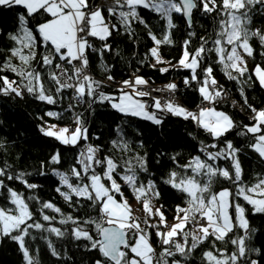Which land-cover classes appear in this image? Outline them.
I'll use <instances>...</instances> for the list:
<instances>
[{
	"label": "snow or ice",
	"instance_id": "6c2138e0",
	"mask_svg": "<svg viewBox=\"0 0 264 264\" xmlns=\"http://www.w3.org/2000/svg\"><path fill=\"white\" fill-rule=\"evenodd\" d=\"M0 7H19L24 10L17 13L18 30L8 34L14 46L8 49L10 55L0 67V71L13 72L20 80L0 76V94L23 97L27 92L39 101L54 105L64 99L61 93L72 90L70 99L73 103L68 105L66 111L73 112L81 102L87 103L89 109L93 104L107 102L124 115L140 117L157 125L162 123L157 111L168 112L185 119L191 118L216 141L240 127L237 134L251 136L248 147L264 161V108L252 106L241 87L240 95L244 106L253 115L251 123L238 125L227 112L215 107L227 98L228 93L213 76V67L209 64L201 68L205 59L215 53L216 63L221 66L227 79L247 83L240 78L248 71L245 57L254 58L256 49L253 47V40L262 49L259 55L264 57V28L253 26L255 15L264 16V0H219V3L218 0H113L111 4H103L100 0H0ZM140 9L158 15L165 22L160 38L151 30ZM194 11L205 15L216 13L214 38L202 36L199 47L190 50L192 37L196 33L189 31L188 38L181 45V58L176 64L165 61L160 47L175 42L172 32L177 25L173 15L184 17L188 28L192 29ZM39 16L48 18L32 25V19ZM112 18H115L116 23L112 22ZM136 22L144 26L153 41V46L146 54V58L150 55L155 60L150 66L156 68L158 64H171V69L160 68L161 73L177 68L190 70L191 76L185 77L184 84L190 87L192 82H196L202 102H208L213 107H200L198 112H192L173 99H167L162 104L161 98L152 93H174L178 86L169 83L162 89L149 90V81L143 76L133 75L123 81L118 97L102 91L103 82L95 79L89 71V56L91 53L97 54L107 71L109 65L104 63L103 57L107 52L113 51L112 44L108 43L109 38L114 33H120L121 28L127 35L134 37L136 33L133 24ZM94 40L102 43L97 46ZM40 47L44 51L39 53L38 63L44 71H37L33 67ZM13 58L19 64H14ZM198 68L203 74L202 79L197 74ZM254 75L264 88V68L257 64ZM251 78L249 76L247 80L250 81ZM107 79L114 78L109 75ZM146 98L151 99L152 103L149 104ZM46 115L57 119L61 117V113L53 111ZM74 123L75 127L71 129L58 128L52 124L41 128V131L63 145L77 147L81 141L87 142L89 135L82 114H74ZM117 131L123 136L121 129ZM223 143L222 149L217 143L204 145L200 152L205 158L197 155L187 164L178 165L180 171L173 169L168 173L164 183L186 197V206H176L172 224L167 222L162 211L164 206L153 204V200L160 198L155 181L149 179L145 183L140 179V173L148 172L145 157L136 155L135 163L132 159H125L120 163L112 156L101 158L99 146L85 143L67 171L53 168L52 172L60 181L56 192L66 202L71 204L84 200L97 208L99 215L98 218L89 216L84 220L64 216L59 223H72L73 238L87 241L86 248L89 251L99 252L101 258L95 264H188L193 253L205 242L209 248L202 252L201 264H261L264 254L260 248L251 244L257 229L250 227L248 208L245 205L251 206L252 214L264 215V175H258L254 184H245L238 155L241 149L235 147L230 140L224 139ZM112 144L131 151L127 140H113ZM172 159L175 161L176 157L173 156ZM220 160L231 161V164L229 167H222L216 163ZM61 162V153L57 151L51 156L50 163L59 165ZM43 167L42 164L41 168ZM41 174L45 173L41 171ZM26 175L23 172L12 175L4 167H0V177H6L10 181L18 180L27 189L39 187L28 183L24 178ZM219 180L226 181L233 187L214 191L213 184ZM124 186L129 188L138 203L142 202L145 213L143 219L135 214L123 191ZM0 191H6L8 202L15 206H0V238L9 237L17 242L26 264H38L27 244V240L36 239L30 230L64 237L67 229L51 226L56 217L45 212L52 210L61 213V209L50 201L40 202L35 196L25 198L23 193L8 187L4 179H0ZM117 196L120 197L119 200ZM73 197L77 200L73 201ZM32 200L37 201L41 219L50 226L46 227L35 219V212L29 204ZM150 230L155 231L162 246L159 252L151 243ZM41 239L47 241L53 256H60L50 238L41 236ZM228 244L233 246L231 252L226 247ZM177 256L180 258L176 259ZM254 256L260 259H255Z\"/></svg>",
	"mask_w": 264,
	"mask_h": 264
},
{
	"label": "trees",
	"instance_id": "16d2710c",
	"mask_svg": "<svg viewBox=\"0 0 264 264\" xmlns=\"http://www.w3.org/2000/svg\"><path fill=\"white\" fill-rule=\"evenodd\" d=\"M103 4L108 3L107 0H100ZM219 3V0H218ZM24 11L19 7L5 8L0 7V67L7 59L10 53L8 49L14 46V42L8 37L9 33H15L18 30L17 13ZM141 15L148 21L151 30L160 38L165 22L159 18L158 15L149 11L140 9ZM107 17V12L104 13ZM216 13L205 15L202 12L194 11L193 13V27L189 29L185 18L174 14L173 19L177 27L172 32V39L175 41L172 45H162L160 47L161 56L165 61H171L176 64L182 55V42L188 38L189 31H195L196 35L192 37V44L190 50L199 47L200 37L214 38V29L216 23L214 17ZM47 16H39L32 19V25L37 22H42L47 19ZM112 22L116 23L115 18ZM253 26H261L264 28V16L255 15L253 19ZM136 35L130 37L121 28L120 33H114L109 38L108 43L112 44L113 51L107 52L104 57V63L109 65V69L105 71L101 64L100 57L91 53L89 56L90 70L95 79L103 82L102 91L105 93L119 96V89L122 82L128 80L133 75L143 76L146 80L152 83H175L178 88L175 91L177 97L181 100V105L194 110L199 104H202V97L197 91L199 85L192 82L191 86L184 84L185 77L191 76V71L187 69H174L167 73L159 71L162 67H169L171 64H158L156 68L150 66L154 63V59L149 55L146 58L148 50L153 46V41L148 35V31L142 24L138 22L133 24ZM94 44L99 46L102 42L94 40ZM253 47L256 49L253 57H248L249 68L241 81L227 79L223 73L221 66L216 63L217 57L213 53L208 56L201 65L205 67L209 64L213 67V76L222 85L229 94L228 101L217 103L215 107L219 110L227 112L238 125L251 123L253 113L244 106V100L240 95V88H244V93L248 98V102L257 109L264 108V88H262L254 75V68L259 64L264 68V57L259 55L262 49L259 48L258 43L253 40ZM44 49H38L37 61H33V67L37 71H44L38 63L39 53ZM143 61V63H141ZM14 64H19L16 58L12 61ZM197 74L203 78L200 68L197 69ZM235 75V73H233ZM111 75L114 79L108 80L107 77ZM0 76H7L10 80L19 81L20 78L13 72L8 70L0 71ZM251 76V80L247 78ZM47 85V80H45ZM2 84V81H0ZM50 87V85H47ZM63 100L57 104L50 105L47 102L39 101L35 96L24 93L23 97H18L15 94L3 95L0 94V167H4L6 171L12 175H17L21 172L26 173L24 177L28 183H33L39 187L35 189H27L26 186L18 180L4 179L8 187L24 194L25 198L35 196L39 198L40 202H52L61 209V213H55L52 210H45L46 214L55 216L56 219L51 226L59 227L62 230L67 229V234L58 238L49 233H42L31 229L32 235L36 236L35 240H27L30 251L35 256L38 264H95L97 259H100V254L97 250L89 251L86 248L88 244L85 240H75L72 236V223L60 224L59 220L64 216H72L84 220L89 216L98 218V209L93 208L89 202L80 200L79 203H68L64 198L56 192L60 181L52 172L53 168L61 171H67L74 163L77 153L85 143H90L100 147V157L112 156L120 163L125 159H132L135 163L134 157L136 155L146 158L148 172L140 173V179L145 183L147 180L155 181L159 191V200H153L156 206L163 205L167 222L172 224L177 205L186 206L183 193L178 192L171 186L164 183L168 178L170 170L180 171L178 165H185L192 160L193 157L204 154L200 152V148L210 143H217L219 148H224L223 140H230L235 147L240 148L241 152L238 154L241 167L243 169V182L251 185L256 182L258 175H264V161L248 147L251 141V136H240L237 133L241 130L240 127L234 129L226 134V137L220 141L214 138L200 127L197 122L191 118L185 119L183 116H176L168 112L157 115L162 118V123L157 125L152 121L142 119L136 116L124 115L113 109L107 102L96 103L92 108H88V104L81 102L76 105L73 112L66 111L68 105L73 103L70 99L71 90H66L61 93ZM235 101V104L233 102ZM53 111L61 113V117H49L47 112ZM153 111H155L153 109ZM74 114H82V118L88 127L89 139L87 142L81 141L77 147L63 145L54 137L44 135L41 128L50 123H57L68 127H74ZM121 129L123 136L117 131ZM127 140L130 142L131 151H127L119 146L112 144L113 140ZM216 151L217 149H209ZM59 151L61 153L62 162L59 165H52L50 163L51 156ZM176 160L173 161L172 157ZM222 167H229L231 161L220 160L217 161ZM44 165L43 169L41 165ZM77 167H79L77 165ZM43 171L45 174H41ZM101 171V169H97ZM121 174H122V170ZM118 181L120 178L117 177ZM223 187L232 188L230 183L219 180L213 184V190L219 191ZM125 196L129 200H135L132 193L127 186L123 187ZM119 199L120 197L117 196ZM77 198L73 197V201ZM243 203V201H241ZM30 207L35 212V219L40 220L46 227L50 226L48 222L43 221L38 211L39 204L36 200L29 201ZM141 219L144 218L142 202H140ZM0 206L14 208L7 200V192L0 191ZM248 208V219L250 227L257 229L254 233V238L251 241L252 246L260 248L264 254V215L252 214L251 206L245 205ZM31 223V221H29ZM91 228V226H86ZM191 227V225H189ZM152 231L151 242L159 252L162 248L154 230ZM93 234H95L93 232ZM41 236L50 238L60 253V256H53L48 247L47 241L41 239ZM220 246V245H218ZM229 252L233 250V246L226 245ZM207 242L201 245L193 253V258L188 264H201L202 252L208 250ZM180 257L177 256L176 259ZM255 259L260 257L254 256ZM0 264H26L23 254L17 244L9 237L0 238ZM264 264V260H261Z\"/></svg>",
	"mask_w": 264,
	"mask_h": 264
},
{
	"label": "built area",
	"instance_id": "2783aa9c",
	"mask_svg": "<svg viewBox=\"0 0 264 264\" xmlns=\"http://www.w3.org/2000/svg\"><path fill=\"white\" fill-rule=\"evenodd\" d=\"M162 88H164V85H161V84L148 83V85H147V89H149V90H151V89H162ZM152 95L153 96H159L161 98V103H164L165 100H167V99H173L176 102H179L175 96V93L164 91V92H153ZM146 99H148V98H146ZM228 99H229V95H227V98L223 102L228 101ZM223 102H220V103H223ZM148 103L149 104L152 103L151 99H148ZM200 107H211V104L205 103ZM200 107H198V109Z\"/></svg>",
	"mask_w": 264,
	"mask_h": 264
},
{
	"label": "rangeland",
	"instance_id": "374dc122",
	"mask_svg": "<svg viewBox=\"0 0 264 264\" xmlns=\"http://www.w3.org/2000/svg\"><path fill=\"white\" fill-rule=\"evenodd\" d=\"M107 2L108 3H110V2H113V0H107ZM154 63H155V60H154ZM213 107V106H212ZM217 110H219V109H217ZM191 111V110H190ZM220 111H222V110H220ZM193 112V111H192ZM52 124H55V125H57L58 126V128H61V127H68V126H65V125H60V124H57V123H50V124H48V125H46L45 127H43V128H47L49 125H52ZM74 127H75V125H74ZM73 127V128H74ZM70 129L72 128V127H69ZM230 188V187H229ZM117 199L119 200V198L117 197ZM129 200V199H128ZM129 203L132 205V207H133V209H134V211H135V214L137 215V216H141V210H142V207H141V204L140 203H138L137 201H136V199L135 200H129ZM154 204V203H153ZM153 222H155V221H153ZM152 243V242H151Z\"/></svg>",
	"mask_w": 264,
	"mask_h": 264
},
{
	"label": "bare ground",
	"instance_id": "6f19581e",
	"mask_svg": "<svg viewBox=\"0 0 264 264\" xmlns=\"http://www.w3.org/2000/svg\"><path fill=\"white\" fill-rule=\"evenodd\" d=\"M89 71H90V73L92 74V72H91V70L89 69ZM133 77V76H132ZM149 83H152V82H149ZM153 84H161V85H167V84H163V83H153ZM224 88V87H223ZM225 89V88H224ZM227 91V90H226ZM175 93V92H174ZM228 93V92H227ZM229 95V94H228ZM71 96H72V90H71ZM175 96H176V98H177V100L179 101L178 103L179 104H181V100L177 97V95L175 94ZM205 103H208V102H203L202 104H199V105H197L196 107H195V109L193 110V112H198V107H200V106H202L203 104H205ZM163 104V103H162ZM213 105H211V107H212ZM186 108V107H185ZM192 111V110H191Z\"/></svg>",
	"mask_w": 264,
	"mask_h": 264
},
{
	"label": "crops",
	"instance_id": "0c3cea01",
	"mask_svg": "<svg viewBox=\"0 0 264 264\" xmlns=\"http://www.w3.org/2000/svg\"><path fill=\"white\" fill-rule=\"evenodd\" d=\"M245 59L247 60V68H249V59H248V57L246 56L245 57ZM255 69V68H254ZM188 109V108H187ZM188 110H190V109H188Z\"/></svg>",
	"mask_w": 264,
	"mask_h": 264
}]
</instances>
